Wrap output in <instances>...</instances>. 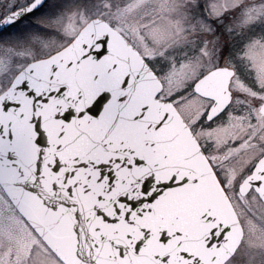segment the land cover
Returning <instances> with one entry per match:
<instances>
[{
  "label": "snow or ice",
  "instance_id": "6c2138e0",
  "mask_svg": "<svg viewBox=\"0 0 264 264\" xmlns=\"http://www.w3.org/2000/svg\"><path fill=\"white\" fill-rule=\"evenodd\" d=\"M57 7L54 0H0V50L5 53L0 56V115L26 119L35 146V160L23 163L13 120L0 122V264H239L249 226L255 230L256 216H264V77L245 54L249 47H264V35H253L233 50L219 45L216 25L223 27L230 12L244 7L242 28L264 32V0L243 6L228 0H171L160 14L174 17L176 26L159 41L145 35L147 24L135 23L151 49V54H141L136 48L140 64L135 79L159 85L152 99L162 109L158 120L145 123V131L178 123L193 146L184 163L171 162L167 152L155 157V140L132 146L126 139L110 138L111 130L99 139L89 138L86 151L65 155L74 143L66 141L69 128L99 122L113 93L101 91L90 103L80 91L72 94L69 84L60 82L62 66H73L62 53L78 43L82 51L76 64L102 62L114 55L117 38L128 47L132 44L118 21L109 24L108 31H90L81 41L53 29V42L63 43L21 56V66L11 55L13 42L34 29L48 31L37 21ZM104 7L110 10L113 5ZM197 31L205 38L188 52L187 44L194 43L189 37ZM234 31L226 28L230 36ZM120 61L127 63V57L112 59L107 71L116 70ZM185 65L194 69L192 78L172 81V69ZM130 75L119 85L122 93ZM214 81L222 85L219 90L212 88ZM126 98L124 93L116 100ZM25 102H30L27 115ZM46 106L54 109L51 120L59 122L54 141L44 127ZM149 107L141 105L132 119L146 120ZM5 167L10 180L3 178ZM202 190L212 191L214 201L198 212L202 230L196 250H190L180 228L158 227L151 221L169 200ZM26 196L42 207L46 222L32 214ZM58 226L67 232V251L55 240ZM153 244L160 250L149 257Z\"/></svg>",
  "mask_w": 264,
  "mask_h": 264
},
{
  "label": "water",
  "instance_id": "95a60500",
  "mask_svg": "<svg viewBox=\"0 0 264 264\" xmlns=\"http://www.w3.org/2000/svg\"><path fill=\"white\" fill-rule=\"evenodd\" d=\"M109 23L100 17H94L85 23L78 33L75 35L77 41L87 40L89 32L108 31ZM81 49L79 44L73 45L71 48L65 49L62 55L65 59H71L73 66L64 69L62 66L60 82L69 84L72 94L80 91L84 95V102L90 103L92 99L101 91H111L112 99L105 106L102 118L99 122L82 123L80 128H69L66 136V141L74 140L69 148L65 150V155L69 156L74 153L84 152L89 147V138L99 139L105 132H109L110 138L126 139L132 146H143L144 140H155L157 146L155 149V157L160 153L167 152L170 161L173 163H184V156L189 155L192 151V144L186 137V134L181 131L178 123L166 124L161 131H145V123H154L160 118L162 109L158 108L157 102L153 101L152 93L159 87L153 81L144 79L136 80L135 71L139 68V57L136 55V48L124 45L123 41H114V55L106 61L95 62L91 59L80 60L79 64L75 62L79 60ZM119 57H127V63L120 61L116 70L109 72L112 59ZM126 74L130 75L129 87L124 90L127 93V98L123 102H118L116 97L124 94L120 90V83ZM98 76V79L93 80V76ZM222 85L218 82L212 83L214 90H219ZM30 102H25L22 110L26 115L30 113ZM149 104V111L146 113V120H133V116L140 112V106ZM54 109L51 106H46L44 112L45 120L44 127L48 130L49 135L55 140V132L59 127V122L51 120V112ZM7 119L13 120V128L17 138L22 141V156L23 163L27 164L35 160V146L31 143V137L34 135L31 131V126L25 120H19L14 116L0 115V122H6ZM84 134L81 135L80 133ZM76 137H79L76 139ZM154 157V158H155ZM11 159V157H10ZM195 164L194 161H189ZM0 167H3L0 165ZM4 179H11L8 168H4ZM214 201V193L209 190L199 192H189L173 198L164 206L160 216L152 219L151 223L154 226L163 227L171 226L180 228L189 240L186 242L190 250H196V237L202 230V225L198 221V212L205 204H211ZM26 205L34 216L39 218L41 222H46L48 217L44 215L42 207L32 197H25ZM163 217V219H161ZM66 221H62V224ZM55 240L61 244L67 251L70 248L67 232L64 227L58 226L55 230ZM160 247L153 244L149 250L158 251Z\"/></svg>",
  "mask_w": 264,
  "mask_h": 264
},
{
  "label": "rangeland",
  "instance_id": "374dc122",
  "mask_svg": "<svg viewBox=\"0 0 264 264\" xmlns=\"http://www.w3.org/2000/svg\"><path fill=\"white\" fill-rule=\"evenodd\" d=\"M54 2L58 4V7L50 15L42 17L37 21L48 31L34 29L24 37L13 42L12 46L15 48V52L11 55L17 58L21 66H23L21 56L27 57L39 51H47L49 48L53 46L58 47L63 43L61 40L53 42V29H58L64 36H75L81 27L94 17H100L114 26H116L118 21L124 28L125 37L135 48L141 50V54H151V49L145 47L143 39L137 34L135 23L142 22L147 24L148 28L145 31V35L155 41H159L167 29L176 26L174 17L160 14L162 6L166 3H171V0H54ZM178 2L183 3L184 0H178ZM228 2L233 5L238 3L243 6L248 4L249 0H228ZM107 3L113 5L110 10L104 7ZM145 3L150 5V7L144 9L142 5ZM245 11L246 9L241 7L236 12H230L228 18L222 22L223 27H221L220 22L217 23L216 27H220V33L217 34L220 46L232 43L231 49L235 48L237 50L241 41L247 42L253 35L257 38L264 35V32L259 27L250 30L242 28ZM144 16H147V19H143ZM227 27L235 29L231 36L226 32ZM34 37L37 38L35 42H33ZM204 38L205 33L201 31H197L194 35H191L189 39L194 43H188L186 51L192 52L195 44ZM207 39L212 40L214 37L208 35ZM245 54L249 60L259 64L260 70H263H261L262 74L259 75L264 77V47H249ZM3 55L5 53L0 52V56ZM194 74V69L185 65L172 69L171 80L183 81L191 79ZM168 90L166 86V92ZM185 114H189L187 107ZM260 225H264V216L257 215L255 230H253L251 225L249 226L244 247H242L241 253L238 256L239 264H264V227H260Z\"/></svg>",
  "mask_w": 264,
  "mask_h": 264
},
{
  "label": "flooded vegetation",
  "instance_id": "af4514ba",
  "mask_svg": "<svg viewBox=\"0 0 264 264\" xmlns=\"http://www.w3.org/2000/svg\"><path fill=\"white\" fill-rule=\"evenodd\" d=\"M0 52H3V51L0 50ZM256 64H257V66H256ZM258 65H259L258 63H254V62H252V64H251L250 66L256 68L258 74H262V71H263V70L261 69V70H262V71H261V70H260V67H259ZM260 71H261V73H260ZM236 87L239 88L240 85L237 84ZM241 90H242V89H241Z\"/></svg>",
  "mask_w": 264,
  "mask_h": 264
},
{
  "label": "trees",
  "instance_id": "16d2710c",
  "mask_svg": "<svg viewBox=\"0 0 264 264\" xmlns=\"http://www.w3.org/2000/svg\"><path fill=\"white\" fill-rule=\"evenodd\" d=\"M227 45H229V47H230V49H231V47H232V43H227ZM236 45H237V47H238V44H237V42H236ZM232 49H234V50H235V48H232Z\"/></svg>",
  "mask_w": 264,
  "mask_h": 264
}]
</instances>
